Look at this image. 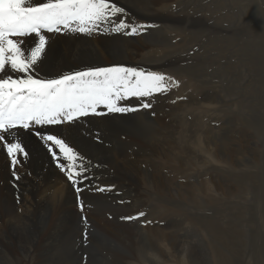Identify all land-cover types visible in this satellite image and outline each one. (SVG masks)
Instances as JSON below:
<instances>
[{
  "label": "rangeland",
  "instance_id": "obj_1",
  "mask_svg": "<svg viewBox=\"0 0 264 264\" xmlns=\"http://www.w3.org/2000/svg\"><path fill=\"white\" fill-rule=\"evenodd\" d=\"M166 6L155 14L172 18L165 25L135 19L137 30L146 31L136 33L144 48L134 58L147 65L160 54L168 57L165 66L145 71L164 75L168 91L132 97L135 111L110 115L130 124L107 126L104 140L116 157L134 163L122 166L126 176L117 169V177L114 170L105 173L112 179L107 188L127 183L129 190L118 186L116 192L130 202L96 197L88 213L77 208L81 224L86 214L90 221L100 216L108 235L100 238L89 221L80 248L59 263L52 254V260L27 254L48 232L63 233L60 224L48 226L49 211L11 212L20 218L14 228H5L0 214V245L10 254L0 252V264H264V0H172ZM148 29L159 32L148 35ZM131 121L141 135L129 131ZM137 144L145 156L131 160ZM106 159L86 158L96 183L100 170H111ZM74 227L73 242L79 234ZM18 237L23 251L15 248Z\"/></svg>",
  "mask_w": 264,
  "mask_h": 264
},
{
  "label": "bare ground",
  "instance_id": "obj_2",
  "mask_svg": "<svg viewBox=\"0 0 264 264\" xmlns=\"http://www.w3.org/2000/svg\"><path fill=\"white\" fill-rule=\"evenodd\" d=\"M36 2L39 3L42 2V0H36ZM109 2L124 9V13L112 17V19H122L125 23L127 21L130 27L127 28V30L124 29L121 32H115L111 30V24H105L101 25L99 30L94 31L91 34L68 31L46 33V35L49 37L48 44L46 46V58H43V61L40 64L36 75H38L42 79H53L97 68H109L116 66H122L127 68L126 63L138 64V66L133 68L139 71H143L144 73L146 70L153 69L152 64L154 67L165 66L168 57H165L164 54H160L162 56L160 59H155L153 61L151 60V62H149L147 65H140V61L135 59L134 55H136L137 50H142L144 48V42L142 41L141 36H137V34L135 35L127 33L131 31V27L137 26L135 23V19L142 20L143 23L164 22V25L167 24L169 20L172 22V18L169 19V15H164L160 17L155 15L160 10L168 8L166 5L168 3H171L172 0H109ZM140 30L146 31L145 28H141ZM157 32L159 31H155L152 29L147 30L148 35H154ZM13 39L23 40L24 43L22 47L31 48L35 45L38 38L33 34L31 36L21 38L14 37ZM9 74L13 75L14 78H16L17 76H23L22 73ZM133 100L134 99L132 98V96L126 99H122L118 101V106L132 108L131 102ZM133 105L136 106L135 103ZM97 112L103 114H90L85 117H80L71 123L65 122L57 125L34 126L29 130H12L14 132H18V140L22 142V145L25 147V150L28 153L27 156L22 153H17L16 159L19 161V163H17L15 166L12 165L11 158L7 155V152L1 143L16 142V138L9 136L7 133H0V135H4L6 137L5 140L0 141V214H3V216H1V218L3 219V226L5 228L6 226L8 228H14L13 224L17 225L16 220L20 218H14V215L11 216L9 214L11 212L18 214V217H21V215L23 217L24 214H32L36 213L37 211L43 210L49 211L51 214V218H48L47 221L48 226L55 227L56 225L60 224L63 228V233L55 231L52 235H50V232H48L43 237L41 242L35 243V248L37 250H29L27 254H32L34 252V254L36 256L38 255L40 258H49L52 254L53 256H57V259H59L58 263L62 260H69V258L74 256L78 248H80V245L83 240L80 235V232L84 228V226H87L90 221L88 215L86 214L85 218H87L88 220H86V223L82 222L81 224L80 220L82 219H80V214L78 213L79 211H76L77 208H83L84 214L86 209L89 210V205H91L92 201L96 197L103 198L107 201L106 196H115L119 198L118 201H120L121 204L130 202L124 200L125 198L122 197L121 194L116 192L118 186L119 188L120 186H123V190L125 189V187L127 188V183H124L123 185L119 184L117 188L114 187V189L107 188L108 185H112L110 182L112 179L109 180V177L105 175V173H112V171L114 170L115 177H117L118 173L120 175H122L123 173L126 176L127 174H129V172L123 169L122 166L127 165L130 160L128 158L120 159L116 157V155L112 151L104 147V140H106L105 135L108 133L107 126L116 124L128 126L129 119L118 118L116 121H112L110 115H113L114 112H108V110L103 106L98 107ZM131 114L133 115L134 113ZM136 114L140 115L142 114V112ZM135 128L139 131L141 135V126L135 125L132 122V126L131 128H129V131L131 133H134V131H136ZM37 132L55 135L59 138L64 139L69 146H72L84 158L92 157L98 158L99 160H104L108 157L106 160H110L114 166L110 164L112 165L111 170L109 168L106 170H100L101 172H105L101 176H96L98 179L96 183L95 179H93L94 176L89 178V169L87 163L85 162L87 171L83 173V181L85 182L84 184L87 185H82V183L80 182L73 184V182L68 179V176L66 175L65 171H61V169L57 166L58 162H63L67 164L69 163V161L64 160L63 157H61L60 161L54 159L53 155L49 152V149L42 142L41 138L36 135ZM140 138L142 139V137ZM142 141L145 142L143 139ZM47 143L51 145L54 151L58 152L57 146L52 145L50 141ZM136 146L137 147L131 153H129L131 160L136 156H145V154H140L142 153V146H140L139 144H137ZM79 163L80 161L78 160L77 164ZM105 164L106 163H104V166ZM132 164L134 163H129L128 165ZM116 169L118 173L116 172ZM76 171H80L79 167L76 168ZM104 177L106 179H104ZM74 179L80 181L81 177L74 176ZM168 185L171 184L168 183ZM77 188H80L82 190L78 192ZM99 189H104V191H100ZM127 189L129 190L130 188ZM136 194H133L132 196L128 195L129 198L131 196V201L137 197ZM126 196L127 194L125 195V197ZM124 208L125 207H123V210ZM129 211L131 212L132 209H130ZM85 213H88V211ZM116 214H118V212ZM59 215H61L60 223L57 221ZM119 216L117 215V217ZM100 220V216H98L96 221H90V223L95 224V228H93L94 226H91L93 231L95 230L96 232H94L96 234L100 233L102 236L99 237L103 239L106 236L105 234H107L108 232L106 230V227H104L103 225V223H105L104 220ZM74 225L79 230V234L76 237L78 239H76L75 242L71 241L68 238L70 235H72L75 230ZM64 226L66 230L64 229ZM122 228L124 229V227ZM114 231V236H120L118 234V230ZM150 232L154 234L153 231ZM0 233H3V231L0 230ZM32 236L33 235L27 236L28 238L26 239L30 242H33ZM3 237L4 236L0 234V238ZM17 239L19 240H16L17 244L15 245V248H18V250L23 251L24 249L20 248L23 247L22 242L20 241V239L22 238L18 237ZM167 246L168 245H166V247ZM147 248H149V246H147ZM2 249L3 247L2 245H0V252H4L6 256L10 257V254L7 253L6 250ZM65 254H67L66 257ZM53 256L49 258V260H52ZM163 256L164 255H162V258ZM158 260L160 259L158 258ZM140 261L141 260L139 259V262Z\"/></svg>",
  "mask_w": 264,
  "mask_h": 264
},
{
  "label": "snow or ice",
  "instance_id": "obj_3",
  "mask_svg": "<svg viewBox=\"0 0 264 264\" xmlns=\"http://www.w3.org/2000/svg\"><path fill=\"white\" fill-rule=\"evenodd\" d=\"M122 13L124 9L109 0H42L39 3L36 0H0V133L16 138V142L3 145L13 166L19 163L17 153L25 156L28 153L18 140V132L12 130L71 123L90 114L101 115L103 113L97 112L100 106L108 112H131L136 109L120 107L118 101L130 96L149 97L168 91L164 75L146 74L122 66L86 70L53 79H42L36 75L43 58H46L49 40L46 33L91 34L105 24H111L112 31L121 32L130 25L112 17ZM136 32L137 28L131 27L127 34ZM33 34L38 39L31 48L22 47L23 40L13 39ZM9 73H22L23 76L14 78ZM149 106V103L143 105L145 108ZM36 135L54 159L60 161L63 157L69 161L57 164L68 179L73 184L82 183L83 173L87 171L86 158L62 138L39 132ZM5 139L0 135V141ZM49 141L57 146L58 152L47 143ZM74 176H80L81 180H75ZM81 190L77 188L78 192Z\"/></svg>",
  "mask_w": 264,
  "mask_h": 264
}]
</instances>
